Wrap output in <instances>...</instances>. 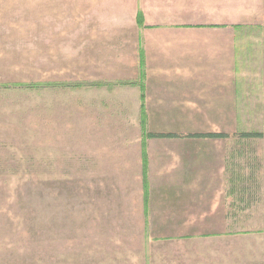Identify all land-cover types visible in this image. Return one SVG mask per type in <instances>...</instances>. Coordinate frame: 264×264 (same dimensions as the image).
I'll return each mask as SVG.
<instances>
[{
	"label": "rangeland",
	"instance_id": "1",
	"mask_svg": "<svg viewBox=\"0 0 264 264\" xmlns=\"http://www.w3.org/2000/svg\"><path fill=\"white\" fill-rule=\"evenodd\" d=\"M145 1L217 54L183 124L122 123L144 96L141 0H0V264H264V0ZM210 132L228 137L191 143L208 233H139L145 136Z\"/></svg>",
	"mask_w": 264,
	"mask_h": 264
},
{
	"label": "crops",
	"instance_id": "2",
	"mask_svg": "<svg viewBox=\"0 0 264 264\" xmlns=\"http://www.w3.org/2000/svg\"><path fill=\"white\" fill-rule=\"evenodd\" d=\"M141 3H143L140 7L144 13V24L141 28L135 26V23L131 25L134 30L136 27V34L142 36L144 42L146 65L143 74H140L139 60L134 56L131 61H136L131 66L128 63L122 64L124 67L128 65L134 71L131 75L141 78L143 83L139 81L140 79L134 80L133 83L137 85L139 92L142 88L144 96H140V93L138 95L140 98L138 97L136 103H133L135 108H138V112L129 117V121L122 123L168 126L174 123L170 120H178L176 124H183L179 120H185L186 113L182 111L192 109V87L195 86L192 78H208L212 72L208 71L209 62H212L217 54L212 53L210 49L207 50V47L203 45L194 48L190 45L191 31L199 28L191 27L190 23L172 21L171 18L175 17L173 11L158 8L163 5L155 1H152L150 6L160 11V14L153 18L155 13L150 11L149 4L145 0H141ZM149 47H151V54L148 52ZM107 64L109 63H92L88 59V67L94 71L96 67L102 69ZM110 83L104 78L98 82H89L88 90H96L97 87L106 90ZM140 83L141 87H139ZM169 134H173V137L148 138L145 136L146 140L142 147L145 148L143 168L147 175V182L145 177V196L141 199V208L136 211L138 215L136 220L142 221V228L138 232L152 233L154 237L160 239L165 237L155 233H169L166 235L170 236V233L178 235V233L206 232L193 228L192 225L194 213L200 214L207 211L205 207L201 210V205L207 206V201L198 203L196 199L201 200L202 189H207V183H202L199 174L203 173L201 167L205 172L207 167L202 165L199 167L200 165L196 164L197 158L195 154L193 155L191 143L207 140V138H193L191 133ZM141 140L143 142L141 137L137 139L140 142L139 145ZM155 148H158V151ZM156 174L161 177L156 178L159 180L152 181L151 177ZM181 237L191 236L182 235Z\"/></svg>",
	"mask_w": 264,
	"mask_h": 264
},
{
	"label": "trees",
	"instance_id": "3",
	"mask_svg": "<svg viewBox=\"0 0 264 264\" xmlns=\"http://www.w3.org/2000/svg\"><path fill=\"white\" fill-rule=\"evenodd\" d=\"M150 138H169L173 137V134H162V135H148ZM193 138H207V139H212V140H217V139H225L228 137L227 134L225 133H215V132H210V133H197L192 135ZM239 138L243 139H258L262 138L261 133L257 132H242L237 135Z\"/></svg>",
	"mask_w": 264,
	"mask_h": 264
}]
</instances>
